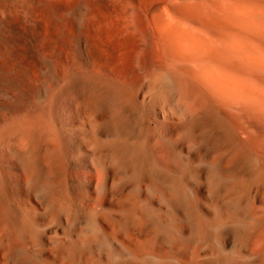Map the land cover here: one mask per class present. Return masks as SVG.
Listing matches in <instances>:
<instances>
[{"label": "bare ground", "instance_id": "6f19581e", "mask_svg": "<svg viewBox=\"0 0 264 264\" xmlns=\"http://www.w3.org/2000/svg\"><path fill=\"white\" fill-rule=\"evenodd\" d=\"M250 3L0 0V264H264ZM136 16L159 58L124 68Z\"/></svg>", "mask_w": 264, "mask_h": 264}, {"label": "rangeland", "instance_id": "374dc122", "mask_svg": "<svg viewBox=\"0 0 264 264\" xmlns=\"http://www.w3.org/2000/svg\"><path fill=\"white\" fill-rule=\"evenodd\" d=\"M250 1L253 2L250 4L259 8L261 13L264 15V0ZM107 18L102 24L104 25L102 26V30L105 26H107L103 32L106 30L104 34L107 32L109 36L107 34L106 36L111 37L109 39L116 42L117 51L121 55V63L124 68H136V66L141 63L147 64L149 57L152 55L158 57L157 55L159 51L157 46L155 47L150 39L145 36L142 20H139L137 16L134 17L135 22L128 31H125L122 22H120L117 18L108 19L110 21H108Z\"/></svg>", "mask_w": 264, "mask_h": 264}]
</instances>
